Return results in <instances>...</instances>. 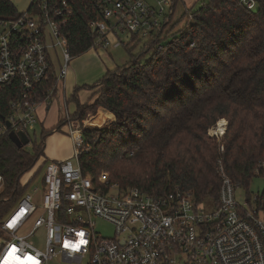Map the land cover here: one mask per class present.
Masks as SVG:
<instances>
[{"label": "built area", "instance_id": "obj_1", "mask_svg": "<svg viewBox=\"0 0 264 264\" xmlns=\"http://www.w3.org/2000/svg\"><path fill=\"white\" fill-rule=\"evenodd\" d=\"M87 1L91 5L87 26L95 51L141 40L154 42L174 14L173 5L167 7L169 0ZM240 2L248 10L256 7L255 0ZM79 3L31 0L25 13L0 19V90L10 86L15 95L0 119V137L23 132L29 138L27 129L38 123L37 107L53 97L66 76L72 57L63 32ZM120 35L128 36L130 44ZM154 49L159 51L162 45ZM53 50H59L64 64L53 86L43 90L41 85L54 68ZM39 95L42 102L37 100ZM61 120L72 143V158L45 162L23 174L13 188L0 174V264L13 247L19 257L31 256L38 264H264V212L257 208V196L254 208L239 204L236 191L241 186L227 176L220 159L215 164L220 181L218 203L205 211L203 204L178 188L154 195L123 187L107 173L96 179L83 173L77 158L89 151L82 138L89 121L78 123L66 116ZM226 126L225 119H219L208 129V137L220 143ZM42 168L41 178L36 179ZM247 197L244 202L248 204L251 198ZM93 218L110 224L114 237L96 236ZM40 229L44 231L43 250L32 240ZM66 241L73 247L66 248Z\"/></svg>", "mask_w": 264, "mask_h": 264}, {"label": "trees", "instance_id": "obj_2", "mask_svg": "<svg viewBox=\"0 0 264 264\" xmlns=\"http://www.w3.org/2000/svg\"><path fill=\"white\" fill-rule=\"evenodd\" d=\"M199 1L197 10L185 13L187 27L161 50L154 49L147 62L132 57L96 84L74 90L71 99L77 110L69 116L71 121L81 123L98 108L115 117L110 128L83 129L89 147L77 158L83 173L96 179L107 171L121 186L154 195L178 188L196 203L210 201L214 206L220 186L218 159L242 190L254 178L264 177V0H255L254 10L240 0ZM172 3L174 10L177 0ZM90 7L80 0L64 27L72 58L92 47ZM16 16L13 4L0 0V19ZM55 81L51 68L42 89H50ZM80 89L95 90L92 104L79 103ZM14 98L10 86L0 90V119ZM37 98L43 101L42 95ZM219 119H226L227 126L217 143L207 132ZM64 124L60 120L54 129L42 130L33 152L17 148L8 134L0 137V174L8 187L16 186L36 165L46 137ZM256 204L264 212V191Z\"/></svg>", "mask_w": 264, "mask_h": 264}, {"label": "rangeland", "instance_id": "obj_3", "mask_svg": "<svg viewBox=\"0 0 264 264\" xmlns=\"http://www.w3.org/2000/svg\"><path fill=\"white\" fill-rule=\"evenodd\" d=\"M9 1L13 4L17 12V15L25 13L29 9L31 4V0H9ZM172 4H173L172 0H169V4L167 7L171 8ZM200 6H201V2L199 0H177L174 9V14L171 18L170 23L165 27L159 39V44L164 45L169 41H171L173 38L178 37L179 36L178 33L183 31L190 23L185 13L189 11L192 12L194 10H197ZM120 38L125 44H128L130 42L129 37L126 35H120ZM109 39L112 40V36H109ZM150 43L151 41L149 40H141L134 43V45L129 43L130 44L129 46H122L117 49L110 48L105 54H98L97 51L90 49L87 52L72 58V61H70L68 65L69 72L67 77L71 79L74 88L91 86L93 84H96L98 81L103 79L106 69H109L111 65L112 66L116 65L118 66L116 69H119L120 66H123L124 64L129 62L132 59V57H139L140 58L139 61L141 63L147 62L151 58V55L153 54V50L157 45V44L152 45L151 48L148 49ZM52 59H53L52 61H53L54 71L59 72L60 67L64 64L59 50H53ZM92 76L94 78L93 80H92ZM78 96H79L78 97L79 101L81 102L82 94L79 93ZM76 105H77L76 101H72V103L69 105L70 110L73 111ZM53 114H54V107L48 113V118H50V120L53 119L52 117ZM96 114H97V110L94 113H90L87 115L85 119L89 121L87 128H91V129L110 128L112 123L115 121V117H114V120L111 123L102 124L99 121V119L103 121L107 120L108 118L107 114L103 116L100 115L99 118L98 117L95 118ZM225 121L227 122L226 119ZM41 129L42 127H40L39 125H33L27 129V134L29 136L30 143L27 147H25V150H27L28 152H33L34 143L39 144L41 142V131H42ZM60 133L63 132L60 131ZM44 143L46 144V139ZM72 162L75 163L76 162L75 159H72ZM39 163H41L40 158L37 161L36 165L31 170H34L35 168L39 167ZM42 173H43V168L36 176V179L41 178ZM103 173L109 174V172L107 171H103L100 174ZM30 189L31 186L27 188V191H29ZM263 191H264V177H256L251 181L247 190L240 189L236 191V199L240 205L244 204L245 209H249L250 207L254 208L256 207V204L254 202L255 197L261 194ZM246 193H248L249 197L251 198L250 204L244 202L245 196H247ZM212 209H213V204L210 201H205L203 203V210L209 211ZM92 222L94 223L93 226L96 236L104 237V238L114 237V229L110 224L99 218H93ZM32 240L36 247L43 250L44 248L43 229L38 230Z\"/></svg>", "mask_w": 264, "mask_h": 264}, {"label": "crops", "instance_id": "obj_4", "mask_svg": "<svg viewBox=\"0 0 264 264\" xmlns=\"http://www.w3.org/2000/svg\"><path fill=\"white\" fill-rule=\"evenodd\" d=\"M173 5V4H172ZM98 54H105L107 51H101L96 50ZM109 60V59H108ZM72 61V60H71ZM118 66L111 65L109 69H106L105 73L107 71H114ZM69 68L67 70L66 76L64 79L58 83L56 91L53 94V97L45 104L39 105L36 109V117L38 120V123L36 125H39L42 127L41 130L50 131L54 129L62 119V117L66 116L69 119V116L73 115L74 112L77 110V105L73 111L70 110L69 105L72 103V96L74 93V85L72 84V81L68 76ZM92 76V80H93ZM94 85V84H93ZM78 88V87H77ZM95 90H87V89H80L77 92V99L79 101V93L82 94L81 102L79 103L81 105L84 104H92L94 100L96 99V96H94ZM54 107V114L52 115L53 119L50 120L48 118V113L53 109ZM109 112L104 110L103 108L97 109V114L95 118H99L100 115L107 114L108 118L107 120H100L99 121L103 124H109L114 120V116L108 114ZM65 125V124H64ZM64 125L59 131H54L50 135L46 137V144L44 143V150H43V156L40 158L41 163L43 165L45 162H61L67 159L72 158L73 156V148L71 140L68 138V136L65 134ZM63 132V133H60Z\"/></svg>", "mask_w": 264, "mask_h": 264}, {"label": "snow or ice", "instance_id": "obj_5", "mask_svg": "<svg viewBox=\"0 0 264 264\" xmlns=\"http://www.w3.org/2000/svg\"><path fill=\"white\" fill-rule=\"evenodd\" d=\"M221 123L223 124L224 122L221 121ZM9 227H12V225L10 224ZM65 247L66 248H72L73 245L70 242H65ZM73 250H75V248H73ZM18 253V249H16L15 247H13L12 249H10L7 254L4 256L3 258V264H38L37 261H35L33 259V257L28 256L25 259L19 257L17 255Z\"/></svg>", "mask_w": 264, "mask_h": 264}, {"label": "water", "instance_id": "obj_6", "mask_svg": "<svg viewBox=\"0 0 264 264\" xmlns=\"http://www.w3.org/2000/svg\"><path fill=\"white\" fill-rule=\"evenodd\" d=\"M7 126H9V123H7ZM8 138L19 149L28 146L30 143V139L23 132H10L8 134ZM247 199H249V197H247Z\"/></svg>", "mask_w": 264, "mask_h": 264}, {"label": "bare ground", "instance_id": "obj_7", "mask_svg": "<svg viewBox=\"0 0 264 264\" xmlns=\"http://www.w3.org/2000/svg\"><path fill=\"white\" fill-rule=\"evenodd\" d=\"M106 115V114H105Z\"/></svg>", "mask_w": 264, "mask_h": 264}]
</instances>
